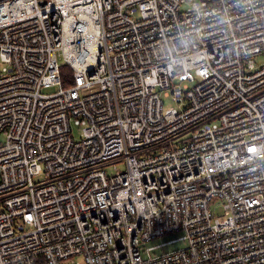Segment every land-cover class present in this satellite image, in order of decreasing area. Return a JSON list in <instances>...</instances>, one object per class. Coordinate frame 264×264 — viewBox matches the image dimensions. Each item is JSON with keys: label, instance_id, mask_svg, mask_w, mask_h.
I'll return each instance as SVG.
<instances>
[{"label": "built area", "instance_id": "1", "mask_svg": "<svg viewBox=\"0 0 264 264\" xmlns=\"http://www.w3.org/2000/svg\"><path fill=\"white\" fill-rule=\"evenodd\" d=\"M259 55L264 0H0V264H264Z\"/></svg>", "mask_w": 264, "mask_h": 264}, {"label": "rangeland", "instance_id": "2", "mask_svg": "<svg viewBox=\"0 0 264 264\" xmlns=\"http://www.w3.org/2000/svg\"><path fill=\"white\" fill-rule=\"evenodd\" d=\"M138 17H140V14L139 13L135 14V18H138ZM60 62H63L62 57H60ZM257 62L259 64H262L264 62V56H262V55L257 56ZM57 88L58 87L53 86L50 88H46L44 91L45 92H51V91H55ZM97 88H99V84H94L90 87L82 88L81 93L82 94L90 93V92L95 91ZM161 96L165 101V103H164L165 108H168L171 106L179 107L178 103L175 102L172 99V97H165L163 95V92L161 93ZM80 132H81V129L78 127H75L74 134L76 136H79ZM115 165H117L119 170H125L127 167L124 160H115V161L111 162L109 165H107L106 168L110 173H114L116 171V168L114 167ZM212 208H213V213H214L215 217L222 216V212H223L222 208L223 207H222L221 203H217V202L213 203ZM181 235H183L182 231H175L173 233H168L162 237L153 239L152 241L147 243V246L158 245V244H161L163 242H167L164 246H156L154 253L168 252V251L176 250V249H179V248L185 246V244H186L185 241L178 239ZM172 239H177V240L174 242H171L170 240H172Z\"/></svg>", "mask_w": 264, "mask_h": 264}, {"label": "trees", "instance_id": "3", "mask_svg": "<svg viewBox=\"0 0 264 264\" xmlns=\"http://www.w3.org/2000/svg\"><path fill=\"white\" fill-rule=\"evenodd\" d=\"M62 78H63V83L65 86L71 85V83H72V69L67 65L62 66ZM40 264H44V263L41 262Z\"/></svg>", "mask_w": 264, "mask_h": 264}]
</instances>
